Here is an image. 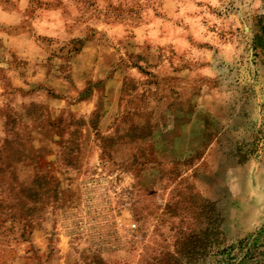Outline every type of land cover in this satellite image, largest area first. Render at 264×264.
<instances>
[{"label":"rangeland","instance_id":"374dc122","mask_svg":"<svg viewBox=\"0 0 264 264\" xmlns=\"http://www.w3.org/2000/svg\"><path fill=\"white\" fill-rule=\"evenodd\" d=\"M27 1L87 102L5 111L0 264H264V0Z\"/></svg>","mask_w":264,"mask_h":264},{"label":"crops","instance_id":"0c3cea01","mask_svg":"<svg viewBox=\"0 0 264 264\" xmlns=\"http://www.w3.org/2000/svg\"><path fill=\"white\" fill-rule=\"evenodd\" d=\"M10 1L9 5L0 2V126L9 106L20 109L22 116L30 119L25 108L36 105L43 111L42 118L47 120L49 127L50 123L60 121L61 110L66 109V116L70 118L77 105L87 102L83 98L77 101L76 88L83 82L78 80V83L74 71L76 58L87 51L90 44L86 41L79 48L71 58L69 76H64V61L59 54L64 44H59L68 42L74 35L69 32L60 10L41 9L29 16L27 0ZM106 118L108 114H103L102 120ZM36 132L45 133L41 130ZM41 137L53 145L47 136ZM54 160L52 158L51 166L55 165ZM51 170L53 180H60V174L54 171V167Z\"/></svg>","mask_w":264,"mask_h":264}]
</instances>
